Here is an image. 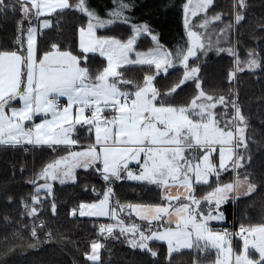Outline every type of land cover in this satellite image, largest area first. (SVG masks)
Returning a JSON list of instances; mask_svg holds the SVG:
<instances>
[{"label": "snow or ice", "instance_id": "obj_1", "mask_svg": "<svg viewBox=\"0 0 264 264\" xmlns=\"http://www.w3.org/2000/svg\"><path fill=\"white\" fill-rule=\"evenodd\" d=\"M114 3L105 19L90 7L88 0H0V16L18 14L14 46L0 47V146H48L53 151L65 146L67 150V155L53 159L29 181L35 191L31 195L34 206L27 215L36 216L35 205L41 203V191L52 193L49 181L64 184L76 180L78 168L94 170L106 185V190L97 194L103 198L80 203L70 215L109 217L115 221L99 225V235L105 239L114 237L118 229L131 248L153 258L158 253L150 242L163 241L167 244L168 264L172 254L181 249L195 254L192 264H202V258L213 250V264H264V222L248 226L241 223L239 231L212 226L213 221L226 220L223 205L249 197L258 189L247 172L252 161L246 135L249 125L238 93L233 94L230 88L227 96L205 91L200 66L190 64V59L199 60L198 53L206 55L213 46L209 41L206 47L201 34L191 30L189 13L205 14L200 28L223 22V14L209 19L207 13L213 0H196L195 4L187 0L183 5L187 46H177L173 52L159 44L147 24L131 23L126 13L132 3ZM247 8V0H233L235 24L245 20ZM66 10L87 17L86 26L77 30L78 48H62L53 42L42 50L38 43L42 30L51 29L54 14L59 16ZM115 24H130L127 39L97 35L98 29ZM232 26L230 21L219 31L228 36ZM142 34L150 35L156 46L146 52L137 51V39ZM215 51L234 58V67L227 74L229 82L245 69L264 70V57L255 49H250L243 61L235 45L217 46ZM97 55L106 65L93 69L91 61ZM177 65L183 69L182 77L167 86L166 91L157 88V76L164 73L167 78L169 69ZM125 66L154 67L155 72L145 74L140 83L124 77L121 69ZM188 82L193 87L191 99L173 104L171 100ZM218 106L222 112H218ZM77 126L89 134V142L81 145L79 151L72 150L80 144L74 137ZM131 162L139 171L132 170ZM242 168L245 173L241 179L238 170ZM229 170L236 173L235 179L221 183V173ZM212 177L214 187L210 183ZM38 180L43 183L38 184ZM123 180L155 185L162 193L160 202L124 205L117 200L113 204L112 185ZM203 186L211 191L198 197L197 187ZM22 203L27 210L28 204ZM125 209L129 215L134 212L146 227L126 225L119 215ZM51 211H57L55 202ZM43 226L42 222L40 227ZM31 237L39 241L35 227ZM46 239H52L51 231L46 233ZM28 247L36 245L30 243ZM103 247L99 241H92L90 250L84 253L86 262L102 264Z\"/></svg>", "mask_w": 264, "mask_h": 264}, {"label": "trees", "instance_id": "obj_2", "mask_svg": "<svg viewBox=\"0 0 264 264\" xmlns=\"http://www.w3.org/2000/svg\"><path fill=\"white\" fill-rule=\"evenodd\" d=\"M112 2L91 0L97 8L110 7ZM180 2L182 4V0ZM232 3L233 0H213L207 14L222 13L223 22H213L204 28L202 36L205 46H208L209 41L213 48L233 46L235 42L242 58L247 57L250 49H255L264 57V0H247L246 18L239 25L234 23ZM181 4L177 18L174 12H162L157 7L148 12L146 19L152 24L151 32L160 37L164 48L173 52L177 46H187ZM108 11L110 10H101V16L107 17ZM17 19L18 14L14 16L9 13L6 18L0 16V47L14 46ZM230 21L233 22V26L230 34L225 36L219 30ZM86 24L87 17L79 12L66 10L62 15L54 14L53 27L42 30L38 37L39 46L43 50L51 43L57 42L62 48L71 46L77 49V30ZM130 34V24H115L97 30V35H112L122 39H127ZM154 45L151 37L145 34L138 38L136 50L147 51ZM198 55L199 60H191L190 63L200 66L199 75L205 91L227 96L230 88L233 94L238 93L239 103L249 125L246 135L252 161L247 172L251 174L250 179L258 185V189L249 197L242 196L235 202L229 201L225 204L223 209L226 220L233 219L238 227L241 223L248 226L264 222V70L258 69L255 72L244 70L236 75L234 81L229 82L227 74L233 69L232 56L226 53L218 54L215 50L208 51L206 55L202 53ZM104 65L106 61L98 55L91 61L93 69ZM121 71L126 79L142 83L144 75L154 73L155 69L125 66ZM182 71L180 65H177L176 68L169 69L167 78L165 74H160L155 81L156 87L166 91L167 86L181 77ZM192 95L193 87L191 82H188V86L182 91L178 90V94L171 102L180 105L190 100ZM82 130L83 134L78 136L79 141L87 144L89 134L86 129ZM66 153V147H58L53 151L46 146H0V264H91L86 262L84 253L90 250L92 241H99L104 245L101 249L102 264H168L167 245L164 242H150V246L158 253V256L153 258L139 249L131 248L126 236L120 235L119 230L115 232L114 237L105 239L100 236L99 225L112 223L111 219L70 215L71 210L80 203L96 202L102 197L97 194L103 193L106 185L94 170L78 169L73 183L54 184L51 194L41 191L39 194L41 203L35 205L38 209L36 216L27 215V211L33 206L30 199L35 191V186L29 181L35 179L37 173L47 163ZM238 171L243 178L245 169ZM232 178L233 172L230 170L221 174L220 182L226 183ZM210 183L215 186V177ZM112 186L115 193L112 201L118 200L120 204H156L161 199L158 189L140 182L117 181ZM207 191H211L208 186L197 187L196 194L199 197ZM22 201L28 204L27 210ZM53 202L57 206L55 214L51 211ZM123 217L128 218L127 215ZM40 220H43V227L37 225ZM33 227L36 228L39 241L31 237ZM48 231L52 233L51 240L46 239ZM30 243H34L36 247L29 248ZM194 255L190 250L181 249L172 254L171 264H192ZM214 259L215 252L212 251L202 258V264H213Z\"/></svg>", "mask_w": 264, "mask_h": 264}, {"label": "rangeland", "instance_id": "obj_3", "mask_svg": "<svg viewBox=\"0 0 264 264\" xmlns=\"http://www.w3.org/2000/svg\"><path fill=\"white\" fill-rule=\"evenodd\" d=\"M113 2L110 4V7H99L101 10H104V11H106V10H111L112 8H114L115 7V3H114V0H112ZM149 1H151V3H149ZM181 0H126V2H130V3H132L133 4V7H132V9L130 10V11H128L126 14L128 15V16H130V18H131V23H135V24H147L148 26H149V28L150 27H152V24H150L146 19L148 18V12L149 11H152V10H155L157 7H159V9L163 12H167V11H171V12H174L175 14H176V18L178 17L177 16V11L179 10V8H180V4H181V2H180ZM195 2H196V0H193V4H195ZM146 3H148V4H146ZM185 3H187V0H182V4H181V9H182V23H183V26H184V11H183V5L185 4ZM88 4L90 5V7L94 10V11H96L97 12V14L98 15H100L101 16V10L99 9V8H97L96 6H94L92 3H91V0H88ZM151 6V7H150ZM150 7V8H149ZM213 15H208L207 14V17L210 19L211 17H212ZM102 18H105V19H107L108 17H105V16H101ZM205 18V14L204 13H199L197 16H191V14L189 13V21H190V28H191V30H193V31H196V32H198V33H200L201 34V38H202V41H203V43H204V38H203V36H202V32H203V30H204V28H200L199 27V25L203 22V19ZM134 21V22H133ZM211 24V23H210ZM184 31H185V35H186V41H188V36H187V30L185 29V27H184ZM153 35H156L157 36V38H158V35L157 34H155L154 32L152 33ZM143 35H145V34H142L141 36H143ZM147 36H150V35H147ZM151 37V36H150ZM139 38V37H138ZM138 40V39H137ZM158 41H159V44L160 45H162L163 46V48H164V44L161 42V40H160V37L158 38ZM78 42H79V36H78ZM153 44H155L154 45V47L156 46V43L153 41ZM233 45H235L236 46V43L234 42V44ZM153 47V48H154ZM237 47V46H236ZM215 48H216V46H214V48H212V50H215ZM225 48H227V47H225ZM165 49V48H164ZM167 50V49H166ZM148 51V50H147ZM237 51H238V53H240V51H239V49L237 48ZM141 52H146V51H141ZM199 54V53H198ZM240 56V55H239ZM133 58H134V54H133ZM247 57H245V58H242L241 56H240V59L243 61V60H245ZM233 61H234V58H233ZM190 62H191V59H190ZM191 64V63H190ZM197 64H194V65H192V66H196ZM181 67V66H180ZM233 67H234V63H233ZM182 68V67H181ZM245 70H247V69H245ZM258 70V69H257ZM238 73H240V72H238ZM237 73V74H238ZM161 74H164V73H161ZM182 74H183V71H182ZM181 77H182V75H181ZM234 81V80H233ZM234 94H236V92H234ZM65 99V98H64ZM62 101V100H61ZM62 103H63V101H62ZM223 111V108L222 107H219L218 106V112H222ZM36 122H39V118H36ZM27 146H29V145H27ZM23 147H25V146H23ZM37 147H40V146H37ZM47 147V146H46ZM79 150H81V148L80 149H76V151H79ZM67 154V153H66ZM66 154H64V155H66ZM64 155H62V156H64ZM60 157V156H59ZM59 157H55L54 159H58ZM217 159H218V155H217ZM52 161V160H51ZM50 161V162H51ZM49 162V163H50ZM132 163V162H131ZM135 163V162H134ZM48 164V163H47ZM46 164V165H47ZM45 165V166H46ZM44 166V167H45ZM130 167L132 168V170H136L138 167H137V165L136 164H134V166H131L130 165ZM78 169H81V168H78ZM78 169H76L75 170V174H76V171L78 170ZM42 170V169H41ZM137 171H139V169H137ZM40 172V171H39ZM38 172V173H39ZM37 173V174H38ZM35 178H36V176H35ZM74 181H72V180H68V181H66L64 184H68V183H73ZM37 183L38 184H40V183H43V181L42 180H38L37 181ZM49 183H51L52 184V186L54 185V184H59V185H61L60 183H59V181L57 180V181H49ZM226 183H229V182H226ZM31 184V183H30ZM33 185V184H32ZM155 186V185H154ZM106 190V189H105ZM160 190V189H159ZM42 192H45V191H42ZM160 194H162L161 193V190H160ZM172 194L173 195H175L176 194V189H173L172 190ZM161 196V195H160ZM43 197V196H42ZM103 197H101L100 199H102ZM30 201H31V199H30ZM31 205H33L32 204V201H31ZM34 206V205H33ZM31 209V208H30ZM205 209H207V208H205ZM30 211V210H29ZM38 212V211H37ZM119 215L122 217L123 215H129V210L128 209H125L123 212H120L119 213ZM76 216H79V214L77 213V215ZM87 217H93L94 219H97V217H95V216H83V218H87ZM120 217V218H121ZM104 218H107V217H103L102 219H104ZM43 222V220H40L38 223H37V225H38V227H40V225H41V223ZM101 224H103V223H101ZM145 227H146V225H145ZM144 227V228H145ZM118 229H116L115 230V232L117 231ZM161 242H163V241H161ZM165 243V242H164ZM166 244V243H165ZM167 245V244H166Z\"/></svg>", "mask_w": 264, "mask_h": 264}, {"label": "crops", "instance_id": "obj_4", "mask_svg": "<svg viewBox=\"0 0 264 264\" xmlns=\"http://www.w3.org/2000/svg\"><path fill=\"white\" fill-rule=\"evenodd\" d=\"M27 27V26H26ZM61 100L63 101V102H65V99L64 98H61ZM83 134V130H82V128H80L79 126H77V131H76V133H74V137H76V138H78V139H80L78 136L80 135V134ZM81 145H86L85 143H80L79 145H77V146H74L73 147V149L72 150H76V149H80L81 147ZM23 146H27V145H23ZM29 146H32V145H29ZM48 147V146H47ZM59 147H65V146H59ZM67 155V154H66ZM134 162H132L130 165L131 166H134ZM82 169V168H81ZM138 169V168H137ZM137 169L135 170H133V171H137ZM230 171V170H229ZM233 172V171H232ZM222 173H224V172H222ZM221 173V174H222ZM235 172H233V178H232V180L231 181H229V182H232L234 179H235ZM212 178H214V177H212ZM212 178H210V180L212 179ZM242 179V178H241ZM123 181H129V180H123ZM132 182H136V181H132ZM148 186H152V187H154L155 189H158L156 186H154V185H148ZM159 190V189H158ZM159 193H160V190H159ZM161 195V194H160ZM233 202V201H232ZM112 203L113 204H115V202H113L112 201ZM124 205H126V204H124ZM223 207H224V205L222 206V210L224 211V209H223ZM205 210H207V209H205ZM128 216V218H125V217H123L122 216V219H124V221H125V224L126 225H130V224H132V223H136V224H138V225H140L141 226V228L143 229L144 227H145V223L144 222H142L140 219H139V217H137L136 215H135V213L134 212H132L131 213V216L130 215H127ZM121 217V216H120ZM97 218H103V217H97ZM107 218H109V217H107ZM110 219V218H109ZM113 221V220H112ZM115 221H113L112 223H114ZM228 221L227 220H225L224 222H216V221H213L212 222V226L214 227V228H216L217 230H219L220 229V226L221 225H223V224H225V223H227ZM238 239V238H237ZM235 244V243H234ZM180 251V250H179ZM214 251V250H213Z\"/></svg>", "mask_w": 264, "mask_h": 264}, {"label": "built area", "instance_id": "obj_5", "mask_svg": "<svg viewBox=\"0 0 264 264\" xmlns=\"http://www.w3.org/2000/svg\"><path fill=\"white\" fill-rule=\"evenodd\" d=\"M223 228H227L229 231H239V227L235 224L233 219L220 226V229ZM233 243H235V240L233 241Z\"/></svg>", "mask_w": 264, "mask_h": 264}]
</instances>
